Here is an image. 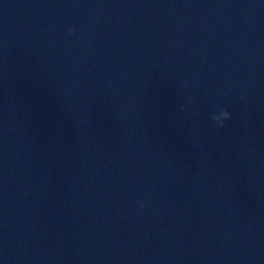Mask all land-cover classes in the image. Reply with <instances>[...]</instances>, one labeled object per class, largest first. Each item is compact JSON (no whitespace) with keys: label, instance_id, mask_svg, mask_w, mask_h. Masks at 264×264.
Returning a JSON list of instances; mask_svg holds the SVG:
<instances>
[{"label":"water","instance_id":"1","mask_svg":"<svg viewBox=\"0 0 264 264\" xmlns=\"http://www.w3.org/2000/svg\"><path fill=\"white\" fill-rule=\"evenodd\" d=\"M0 264H264V0H0Z\"/></svg>","mask_w":264,"mask_h":264},{"label":"clouds","instance_id":"2","mask_svg":"<svg viewBox=\"0 0 264 264\" xmlns=\"http://www.w3.org/2000/svg\"><path fill=\"white\" fill-rule=\"evenodd\" d=\"M71 31H72V29H69V32H71ZM220 113H221V115L224 117V120H227V119L230 118V114H229L227 111H221ZM212 119H213V117H212ZM213 121H214V119H213ZM218 125H219V126H223V125H222V122L219 123Z\"/></svg>","mask_w":264,"mask_h":264}]
</instances>
